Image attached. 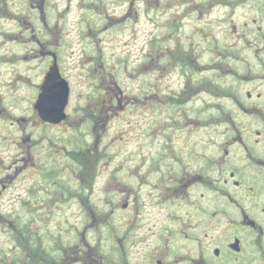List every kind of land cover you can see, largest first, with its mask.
Here are the masks:
<instances>
[{"label": "flooded vegetation", "instance_id": "flooded-vegetation-1", "mask_svg": "<svg viewBox=\"0 0 264 264\" xmlns=\"http://www.w3.org/2000/svg\"><path fill=\"white\" fill-rule=\"evenodd\" d=\"M245 1L250 8L242 11ZM35 3L28 0L30 9L17 12L41 14L43 1ZM195 7L186 12L192 20L187 33L171 36L170 48L155 59L154 103L142 83L137 152H91L73 161L82 192L107 158L105 212L80 200L91 217L55 244L11 221L5 236L12 246L0 250V264H264V0H199ZM176 27L182 26L172 32ZM48 44L42 80L54 67L64 77ZM163 74L175 76L176 85H163ZM113 92L95 90L83 119L105 126L115 115L114 101L120 102V91ZM150 107L155 120L148 123ZM67 118L39 120V126L59 127ZM30 140L7 180L30 173L23 208L33 223L37 210L66 207L80 196L66 187L64 165L56 170L49 157L36 155L35 136ZM58 152L53 159L61 158ZM88 231L97 234L92 241ZM103 234L102 248L97 237Z\"/></svg>", "mask_w": 264, "mask_h": 264}, {"label": "rangeland", "instance_id": "rangeland-1", "mask_svg": "<svg viewBox=\"0 0 264 264\" xmlns=\"http://www.w3.org/2000/svg\"><path fill=\"white\" fill-rule=\"evenodd\" d=\"M40 1L36 0L35 8ZM42 1L44 6L39 14L17 12L30 9L28 0H0V9L11 11L0 12V180H5L2 181L4 188L2 182L0 184V250L12 246L5 235L12 230L13 224H19L18 229L23 233L34 232L44 235L43 238L48 237L53 244V239L62 232L70 238L71 232H76L84 224V219L91 217L88 210L80 209V200L105 212L106 188L103 186L107 179V158L100 163L95 183L92 186L83 184L82 192L77 179L79 170L73 161L79 159L80 154L91 152L126 153L133 148L137 152L136 143L140 142L144 120L138 107L141 105L142 83L145 81L146 94L154 103L150 96L156 81L153 69L155 59L161 55L160 50L170 48L171 36L187 33L192 20L186 12H197L195 6L199 2ZM249 4V1H245L239 8L246 11L250 8ZM175 13H178V17H175ZM15 14L18 17H14ZM176 25L182 27H176L172 32ZM49 42L58 52L60 68L70 85L69 104L66 107L68 118L59 127L40 128L33 105L44 76ZM161 62L166 64V60ZM96 77L99 79L96 80ZM174 79L175 76L168 78L163 74L162 83H172L174 86ZM111 88L118 95L120 91V95L115 96L120 100L114 101L115 115L105 126L86 122L83 119L86 113L82 117L81 110L95 104L91 94L95 90L100 92ZM121 106L123 110L119 109ZM145 113L148 123L155 120L153 108H147ZM31 135L35 136L38 145L36 155L49 157L56 170L63 164L62 177L66 187L80 196L69 198L66 207L37 210L40 214L33 223L29 209L23 208L30 195V173L20 172L12 176L9 182L7 180V175H13L17 161L28 154V147L34 140L28 141ZM80 141L82 150L78 145ZM53 152H58L66 160L59 157L53 159ZM115 159L118 160L117 157ZM96 209L93 207L92 210L96 213ZM86 235L92 241L97 234L88 231ZM97 241L102 248L106 247L105 234L97 237Z\"/></svg>", "mask_w": 264, "mask_h": 264}, {"label": "water", "instance_id": "water-1", "mask_svg": "<svg viewBox=\"0 0 264 264\" xmlns=\"http://www.w3.org/2000/svg\"><path fill=\"white\" fill-rule=\"evenodd\" d=\"M68 95V83L54 67L47 74L35 105L39 117L46 122H61L65 118L64 109L68 102Z\"/></svg>", "mask_w": 264, "mask_h": 264}]
</instances>
